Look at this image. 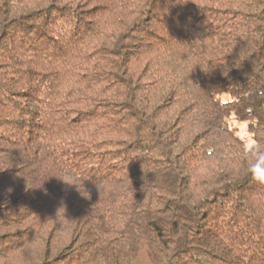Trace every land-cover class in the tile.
<instances>
[{
	"label": "trees",
	"instance_id": "16d2710c",
	"mask_svg": "<svg viewBox=\"0 0 264 264\" xmlns=\"http://www.w3.org/2000/svg\"><path fill=\"white\" fill-rule=\"evenodd\" d=\"M177 2L0 0V264H264V0Z\"/></svg>",
	"mask_w": 264,
	"mask_h": 264
},
{
	"label": "clouds",
	"instance_id": "9594fccd",
	"mask_svg": "<svg viewBox=\"0 0 264 264\" xmlns=\"http://www.w3.org/2000/svg\"><path fill=\"white\" fill-rule=\"evenodd\" d=\"M176 2H177V0H176ZM241 38L245 39L244 37H241ZM243 52H244V49L241 50L237 60H239L242 57ZM220 65H225V67L223 69V75H224L225 72L228 71L230 68L227 66L226 62L221 63ZM199 66L205 72L209 71V70L205 69V66L203 64H201ZM213 68H215V67H213ZM229 130H231V128ZM239 139H240V145H241V156L245 162L247 173L250 176V181L252 183H254V185L257 188L264 189V147H262L258 143V141L250 135L240 137ZM209 155H211V151L209 152ZM68 176H69V174L65 173L64 178H60V179L63 180L68 185H76L78 187L80 193L84 197H88L90 195V193L87 190H85L84 185H83V190H81L79 182H73V181H76L75 177H72L71 179H69ZM97 187H98V190L100 193L101 185L98 184ZM9 191H11V190H9ZM60 209H65V207H61ZM58 213H59V211H58Z\"/></svg>",
	"mask_w": 264,
	"mask_h": 264
},
{
	"label": "rangeland",
	"instance_id": "374dc122",
	"mask_svg": "<svg viewBox=\"0 0 264 264\" xmlns=\"http://www.w3.org/2000/svg\"><path fill=\"white\" fill-rule=\"evenodd\" d=\"M229 124L236 130L239 137L250 135L248 133L246 123L238 121L237 119H230Z\"/></svg>",
	"mask_w": 264,
	"mask_h": 264
}]
</instances>
